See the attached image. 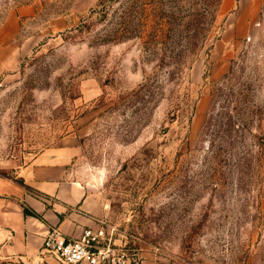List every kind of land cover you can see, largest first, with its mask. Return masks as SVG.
<instances>
[{
	"label": "rangeland",
	"instance_id": "rangeland-1",
	"mask_svg": "<svg viewBox=\"0 0 264 264\" xmlns=\"http://www.w3.org/2000/svg\"><path fill=\"white\" fill-rule=\"evenodd\" d=\"M126 1L0 0V20L33 11L32 46L0 80V173L66 144L117 254L264 264V0H223L175 74L143 38L108 39ZM103 3L108 15L92 14Z\"/></svg>",
	"mask_w": 264,
	"mask_h": 264
},
{
	"label": "crops",
	"instance_id": "crops-1",
	"mask_svg": "<svg viewBox=\"0 0 264 264\" xmlns=\"http://www.w3.org/2000/svg\"><path fill=\"white\" fill-rule=\"evenodd\" d=\"M32 12L12 7L0 20V80L32 46V34L21 38V18ZM72 161L73 149L63 144L39 151L10 174L0 173V264L53 262L42 247L50 230L76 238L85 227L104 222L107 206L75 177ZM141 264L166 263L145 258Z\"/></svg>",
	"mask_w": 264,
	"mask_h": 264
},
{
	"label": "trees",
	"instance_id": "trees-1",
	"mask_svg": "<svg viewBox=\"0 0 264 264\" xmlns=\"http://www.w3.org/2000/svg\"><path fill=\"white\" fill-rule=\"evenodd\" d=\"M222 3L223 0H128L114 10V16L119 18L111 21L113 26L108 39L141 37L146 48L162 50L156 66L174 64L172 74L191 69L209 37ZM108 12L104 3L103 7L92 10V14L97 13L102 18ZM262 139L264 141V134ZM263 145L260 146L262 156ZM25 212L35 213L27 207Z\"/></svg>",
	"mask_w": 264,
	"mask_h": 264
},
{
	"label": "built area",
	"instance_id": "built-area-1",
	"mask_svg": "<svg viewBox=\"0 0 264 264\" xmlns=\"http://www.w3.org/2000/svg\"><path fill=\"white\" fill-rule=\"evenodd\" d=\"M113 235L114 229L103 224L85 227L76 238L52 229L45 236L42 247L53 262L42 264H141L138 257H126L124 252L117 254Z\"/></svg>",
	"mask_w": 264,
	"mask_h": 264
}]
</instances>
